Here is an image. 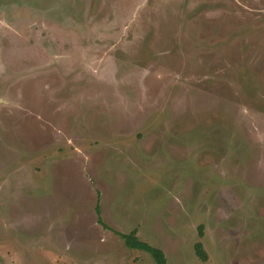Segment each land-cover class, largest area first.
Here are the masks:
<instances>
[{
    "label": "rangeland",
    "instance_id": "obj_1",
    "mask_svg": "<svg viewBox=\"0 0 264 264\" xmlns=\"http://www.w3.org/2000/svg\"><path fill=\"white\" fill-rule=\"evenodd\" d=\"M133 231L264 264V0H0V264H156Z\"/></svg>",
    "mask_w": 264,
    "mask_h": 264
},
{
    "label": "trees",
    "instance_id": "obj_2",
    "mask_svg": "<svg viewBox=\"0 0 264 264\" xmlns=\"http://www.w3.org/2000/svg\"><path fill=\"white\" fill-rule=\"evenodd\" d=\"M97 214L99 216V223L105 228L110 230V228L108 226H106L102 219H101V209L100 206H97L96 208ZM116 235H118L125 243V246L131 250H138V251H142L145 253H148L152 256L153 260L155 261L156 264H167V258L165 253L156 247L151 246L150 244L143 242L139 239L138 237V233L137 231H133L129 234H120L115 232ZM201 237H203V233L202 230L200 231L199 234ZM195 251H196V255L198 256V258L203 261V262H207L208 260V256L207 253L204 250V247L202 245V243H198L195 246Z\"/></svg>",
    "mask_w": 264,
    "mask_h": 264
}]
</instances>
